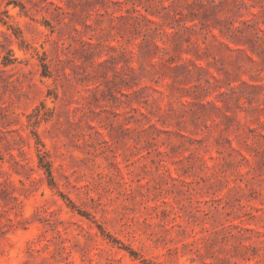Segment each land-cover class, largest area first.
Masks as SVG:
<instances>
[{
  "label": "rangeland",
  "instance_id": "1",
  "mask_svg": "<svg viewBox=\"0 0 264 264\" xmlns=\"http://www.w3.org/2000/svg\"><path fill=\"white\" fill-rule=\"evenodd\" d=\"M0 264H264V0H0Z\"/></svg>",
  "mask_w": 264,
  "mask_h": 264
}]
</instances>
